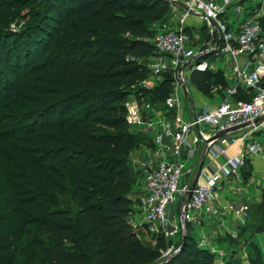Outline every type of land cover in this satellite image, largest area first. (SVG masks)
<instances>
[{"label":"trees","instance_id":"16d2710c","mask_svg":"<svg viewBox=\"0 0 264 264\" xmlns=\"http://www.w3.org/2000/svg\"><path fill=\"white\" fill-rule=\"evenodd\" d=\"M171 16L168 0H0V264L163 260L173 241L147 244L130 222L139 173L129 159L149 139L131 129L126 103L159 108L171 94L172 72L139 87ZM259 23L264 32V15ZM190 82L210 98L230 86L221 70H194ZM252 96L240 89L234 99ZM251 220L242 235L264 231V204L250 206ZM191 229L164 264H215ZM251 246L252 264H264Z\"/></svg>","mask_w":264,"mask_h":264},{"label":"built area","instance_id":"2783aa9c","mask_svg":"<svg viewBox=\"0 0 264 264\" xmlns=\"http://www.w3.org/2000/svg\"><path fill=\"white\" fill-rule=\"evenodd\" d=\"M168 1L172 16L158 26L159 32L151 41L156 54L147 65L149 77L139 87L151 90L162 82L164 73L172 72V92L163 109L136 98L126 103L131 129L146 133L152 142L144 158L137 161V168L145 174V189L135 201L149 229L169 241L182 239L190 227L201 225L205 231L210 223L220 222L243 250L242 264H252L247 249L251 242L241 234L250 219V205L239 199L243 192L249 193L244 186L248 161L257 157L264 160V32L259 23L263 13L247 14L244 0H186V11L179 16L175 10L181 1ZM233 15L239 20L236 27H232ZM189 17L205 21L208 41L192 45L186 28ZM225 57L233 61L231 72L237 83L226 89L218 104L197 103L190 94L187 72L207 70L210 58ZM240 89L252 93V98L235 100ZM200 149L203 159H198ZM233 182L237 184L232 186ZM259 188L264 191V177ZM222 195L229 201L224 202ZM177 201L179 217L173 211ZM214 243L207 234L198 240L200 247L216 253ZM178 249L172 244L163 259Z\"/></svg>","mask_w":264,"mask_h":264},{"label":"rangeland","instance_id":"374dc122","mask_svg":"<svg viewBox=\"0 0 264 264\" xmlns=\"http://www.w3.org/2000/svg\"><path fill=\"white\" fill-rule=\"evenodd\" d=\"M245 6L248 9L250 15H252L258 11H261L264 14V0H247ZM24 21L25 20H21V22H19V23H14L12 25V29L14 31H22L24 29L23 28V26L25 24ZM225 58L230 59L229 57H225ZM152 61H154V58L150 57L146 61V63L148 64ZM227 71L228 72L231 71L229 67H228ZM229 76L234 78L233 75H229ZM230 83L235 85L237 82L236 81H230ZM189 87H190V94H191L192 98L195 101L198 100V97L195 96L196 92H197L196 88L191 83H189ZM185 103H186L187 107L190 106L189 101H186ZM158 109H163V107H159ZM134 131L137 132V130H134ZM142 151L137 149L136 151H134L131 154L130 159H129V163H130L133 171L135 173H137V172L139 173L138 177L135 179L133 189L131 192V195L134 199L137 198L138 196H140L144 192V189H145V174L137 168V161L140 159L142 160L144 158ZM236 184H237L236 182H233L232 186H235ZM244 186H246L249 193H247V191H245V192H243L242 196L246 197L250 204L255 203L254 201H256L257 205L260 203L264 204V196H262V198H260L261 197L260 196V190H258L259 192H257V189L253 188L256 185H252L249 187V185H247V182H245ZM253 189H254V191H253ZM133 209L134 210L130 216V219H132L131 223L134 226L139 223V226H138L139 228H137L139 237L145 243L150 244V245H155L157 235L149 229V226L147 224H145L144 213H143L141 207L136 204ZM173 211L176 212L178 217H179L180 208H179V202L178 201L174 203ZM258 218H259V215H258V213L255 212L254 221H256V220L258 221ZM233 222L234 221H232V223ZM248 222H250V224H251L252 220L250 221V219H249ZM230 225L234 229L237 228V226L235 224L234 225L230 224ZM204 228H205V231L208 232L209 236H212L213 238L217 237L216 239H218V240L221 239L220 241L223 240L225 242V243H222L221 245H219L220 247H218V249L217 248L215 249L216 250V262H215L216 264H229L228 261L231 258H236L232 261V264H242V260H243L242 251L243 250L239 246L237 248L238 250H235V253L231 250L230 246H232V245L230 242V236L227 232H225V229L221 226L220 222L210 223L209 226L204 227ZM201 229H202L201 225H197L194 229H191L190 233H191V235L195 236L197 240H199L201 238L200 235L202 234V233H200ZM251 232H252L251 235L250 234L247 235L246 238L250 240L251 244H255L257 247H259L262 251L263 256H264V231L256 232L254 229H251ZM257 234H258V237H256V240L251 241L252 235L254 237ZM181 240H182L181 238L177 237L173 240L172 243L177 246V244H179L181 242ZM257 243H260V244L262 243V246H258ZM252 246L247 247V249H248V251H250L251 255L253 254ZM214 247H215V245H214Z\"/></svg>","mask_w":264,"mask_h":264},{"label":"crops","instance_id":"0c3cea01","mask_svg":"<svg viewBox=\"0 0 264 264\" xmlns=\"http://www.w3.org/2000/svg\"><path fill=\"white\" fill-rule=\"evenodd\" d=\"M181 1V5H179L177 7V9L175 10L176 14L177 15H183L186 11V7H185V4L183 3V1H186V0H179ZM247 2V1H246ZM245 2V4H246ZM246 8V6H245ZM247 9V8H246ZM172 12H173V8H172ZM247 14H250L248 9H247ZM264 15V14H263ZM233 20H231L232 22V27H236L239 23V20H237V17L235 15H233L231 17ZM243 18V17H242ZM240 18V20L242 19ZM186 28L187 30H189V33L190 35L192 36V39H193V42H192V45L193 46H197V45H200V44H203L205 43L206 41H208L210 39L209 37V29L207 27V24L205 23V21H203L201 18L199 17H189L188 20H187V24H186ZM209 63H210V70L216 72V71H223L225 73V76L229 82V84L231 85L232 83H230V81H236L235 78H232L230 77L229 75H233L231 73V71H227L228 67L230 68L231 70V65L233 64V61L230 60V59H226V58H223L221 60H216L214 58H210L209 59ZM192 72H187V78H188V85L190 82V75H191ZM233 85V84H232ZM197 90V89H196ZM196 97H198V100H196L197 103H200V104H211V105H215V104H218L222 98L219 94H217V92L215 91L214 92V98L213 97H206L204 95H202L198 90L196 92ZM149 143H146V144H143L141 146V148H139L138 150H143L142 153L144 154L145 150L148 148V147H151L152 146V142H151V139L148 140ZM236 149L235 148H231L230 149V152L231 153H235ZM203 151H199L198 153V159H203ZM264 177V160L261 159V158H251L249 161H248V166L246 168V172H245V175H244V180L245 182H247V185L252 186V185H256L255 187H253L254 189H257V192H259L258 190H260V198H262V196H264V191L261 190V188L259 189V186L261 184V180L263 179ZM253 189V191H254ZM222 199L224 202H228L229 199L227 197H225L224 195H222ZM242 203L244 204H249L250 206H252V203L250 204L248 202V199L246 197H242L239 199ZM256 200V199H255ZM256 203V201H254ZM254 204V203H253ZM138 205V204H137ZM130 222H132V219H130ZM200 233H202L200 236H202L203 234H207L208 235V232L204 231V229L202 228ZM251 230H248L246 232V236L247 235H251ZM256 237H258V234L255 235L253 237L252 235V238H251V241H255L256 240ZM217 238V237H216ZM216 238H213V240H215V249L218 247H220L219 245H221L222 243H225L223 240L220 241L221 239H216ZM231 242V241H230ZM231 245L230 248L231 250L235 253V250H238V246L236 243H232L231 242ZM258 246H262V243H257ZM236 259V258H231L229 259L228 263L229 264H232V261ZM216 262V261H215ZM216 264V263H215Z\"/></svg>","mask_w":264,"mask_h":264},{"label":"water","instance_id":"95a60500","mask_svg":"<svg viewBox=\"0 0 264 264\" xmlns=\"http://www.w3.org/2000/svg\"><path fill=\"white\" fill-rule=\"evenodd\" d=\"M213 23V22H212ZM194 188V184L191 185V188H190V192H189V196L192 194V190ZM182 245L179 247L178 251L173 253L172 255L168 256L167 258L163 259L160 263L158 264H164L166 262H168L170 259H172L180 250H182L184 248V246L186 245L187 243V233H184L183 237H182Z\"/></svg>","mask_w":264,"mask_h":264}]
</instances>
